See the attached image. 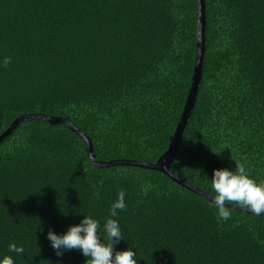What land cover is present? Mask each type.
Instances as JSON below:
<instances>
[{
  "label": "trees",
  "instance_id": "16d2710c",
  "mask_svg": "<svg viewBox=\"0 0 264 264\" xmlns=\"http://www.w3.org/2000/svg\"><path fill=\"white\" fill-rule=\"evenodd\" d=\"M204 4L201 78L169 170L211 195L213 169L235 162L264 181V0ZM196 28V0H0V60L11 58L0 67V136L23 115L64 118L98 161L155 163L189 92ZM120 190L125 240L114 248L133 246L137 264H264V215L221 220L161 171L95 165L81 136L42 119L0 141V255L84 264L77 249L57 256L46 233L83 214L102 225Z\"/></svg>",
  "mask_w": 264,
  "mask_h": 264
},
{
  "label": "clouds",
  "instance_id": "9594fccd",
  "mask_svg": "<svg viewBox=\"0 0 264 264\" xmlns=\"http://www.w3.org/2000/svg\"><path fill=\"white\" fill-rule=\"evenodd\" d=\"M10 63L11 58L4 57L0 60V67H7ZM209 183L211 199L208 200L217 210L219 219L224 221L231 219L233 207L226 205L238 206L256 216L264 213V181L258 182L253 179L243 163L235 162L234 169H213ZM125 197L124 190L117 193L102 225L98 219L82 213L83 218L80 222L68 226L61 234L49 228L46 238L55 254L62 256L64 251L77 249L86 258L84 264H137L138 257L133 246L119 251L114 248L121 240H125L116 219L118 214L127 208ZM8 253L23 257L25 249L10 242ZM0 264H15V260L12 255H0ZM27 264H31V258Z\"/></svg>",
  "mask_w": 264,
  "mask_h": 264
},
{
  "label": "water",
  "instance_id": "95a60500",
  "mask_svg": "<svg viewBox=\"0 0 264 264\" xmlns=\"http://www.w3.org/2000/svg\"><path fill=\"white\" fill-rule=\"evenodd\" d=\"M204 7H205L204 0H196V9H197L196 54H195V61H194L193 76L191 80V85L189 87V92L187 94L179 120L177 122L176 129L173 134L171 143L169 144L168 149L164 152V154H162L159 157V159L155 163H145V162L135 161V160H112V161H107V162L98 161L96 160L93 154L92 144H91L90 139L86 136V134H84V132H82L80 129L75 127L68 119H64V118H48V117L41 116V115L20 116L14 122H12L10 127L0 136V141L5 136L10 134L19 122L25 119H42L50 124H62L63 123L66 126H68L72 131H74L76 134L81 136V138L86 144L87 156L95 165L99 167H110V166H116V165H132V166L141 167V168L158 170V171L165 173L168 177H170L172 180L179 183L180 185L186 187L187 189H190L191 191L195 192L201 197L207 200L208 199L210 200L211 197L209 196L208 193L192 187L185 181L175 176L170 170H168L172 164L173 159L175 158L180 140L182 139L183 131L186 127L187 121L190 117V113L194 106L196 94L198 91V85H199L200 78H201L203 56L205 52ZM226 206L233 207V209H236V210L244 211L238 206H231V205H226ZM261 215H264V213H262Z\"/></svg>",
  "mask_w": 264,
  "mask_h": 264
}]
</instances>
